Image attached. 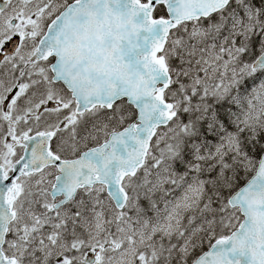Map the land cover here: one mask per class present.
Wrapping results in <instances>:
<instances>
[{
	"label": "snow or ice",
	"instance_id": "1",
	"mask_svg": "<svg viewBox=\"0 0 264 264\" xmlns=\"http://www.w3.org/2000/svg\"><path fill=\"white\" fill-rule=\"evenodd\" d=\"M0 264H264V0H0Z\"/></svg>",
	"mask_w": 264,
	"mask_h": 264
}]
</instances>
